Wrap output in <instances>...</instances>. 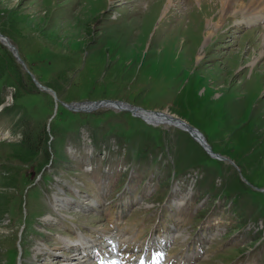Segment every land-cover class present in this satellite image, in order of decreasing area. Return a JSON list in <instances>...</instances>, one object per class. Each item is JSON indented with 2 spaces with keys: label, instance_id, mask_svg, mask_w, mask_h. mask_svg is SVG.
Masks as SVG:
<instances>
[{
  "label": "rangeland",
  "instance_id": "rangeland-1",
  "mask_svg": "<svg viewBox=\"0 0 264 264\" xmlns=\"http://www.w3.org/2000/svg\"><path fill=\"white\" fill-rule=\"evenodd\" d=\"M263 1L0 0V264H264Z\"/></svg>",
  "mask_w": 264,
  "mask_h": 264
},
{
  "label": "bare ground",
  "instance_id": "bare-ground-1",
  "mask_svg": "<svg viewBox=\"0 0 264 264\" xmlns=\"http://www.w3.org/2000/svg\"><path fill=\"white\" fill-rule=\"evenodd\" d=\"M153 1L154 0H152V2H151V4L153 3ZM219 1H221V4L223 5V6H231V5H234V4H236V2H237V0H219ZM238 1H240V0H238ZM260 0H255L254 2H253V0H249V6H251L253 3H255V2H259ZM261 5L262 6H264V1L261 3ZM256 8H258V7H256ZM255 8V9H256ZM259 21H261V22H264V16L262 17V18H260V20ZM0 42L5 46L6 44H7V42H5L1 37H0ZM7 47V46H6ZM40 85V84H39ZM37 86V85H36ZM42 86V85H41ZM41 86H37L38 87V89H40V90H42L43 92H48V91H44L43 89H42V87ZM117 107V109H119V110H122V111H125V110H129L130 112H133L134 114L136 113L137 114V116L138 117H140V118H142V119H145L146 121H149V122H153L154 123V126L156 125H158L159 123H164L165 125H168V126H172V127H176V128H178V129H180V130H182V131H184V132H186V133H188L192 138H194V140H197L204 148L206 147V144L204 143V140H203V137L202 136H200L199 134H198V131L197 130H195L193 127H191L190 125H188L186 122H182V121H180L181 119H177L175 116H172V115H169V114H167L166 112H163L162 114L161 113H152V112H147V111H141V110H136V109H134L133 107H129V106H127V105H122V103H114V104H112V102H106L105 103V105L103 104V105H97V104H93V103H89V104H82V105H79V106H76V108L78 109V110H83V109H86V110H93L94 109V107L95 108H97V107H108V108H114V109H116V107ZM70 109V108H69ZM70 110H72V109H70ZM73 111V110H72ZM202 147V148H203ZM203 148V149H204ZM206 152V151H205ZM109 244L108 245H112V243H111V241L110 242H108ZM92 244H94V243H92ZM109 246V247H110ZM99 247V246H98ZM80 248V250L79 251H81L82 253H75L74 254V257H75V261H80L82 258H83V256H84V254L85 253H83V252H88V251H90V250H92V249H94L95 250V246H92L88 241L87 242H82L81 243V247H79ZM114 248V247H113ZM70 249V248H69ZM98 250V249H97ZM69 253H70V251H68ZM19 256H21V255H19ZM86 256V255H85ZM80 257V258H79ZM102 260H105L104 258H101ZM73 260V261H74ZM55 261V260H54ZM57 261V260H56ZM64 263H66V262H64ZM80 263H81V261H80ZM159 263V257L158 256H153L150 260H149V262H148V264H158ZM58 264V263H57ZM103 264H112V262H110V261H105ZM115 264V263H114Z\"/></svg>",
  "mask_w": 264,
  "mask_h": 264
},
{
  "label": "trees",
  "instance_id": "trees-1",
  "mask_svg": "<svg viewBox=\"0 0 264 264\" xmlns=\"http://www.w3.org/2000/svg\"><path fill=\"white\" fill-rule=\"evenodd\" d=\"M1 79L4 80L3 84L9 85V87H13L15 90L17 89L18 92L23 93V91H25L20 90L19 86L21 85V74L14 58L5 49L2 50L0 46V80ZM14 98H16L15 94ZM1 103L2 102H0V105ZM23 147L25 148H19L18 151L14 152V158L23 163H28L33 161L38 156V147L35 143L25 141L23 143ZM39 166H42V163Z\"/></svg>",
  "mask_w": 264,
  "mask_h": 264
},
{
  "label": "water",
  "instance_id": "water-1",
  "mask_svg": "<svg viewBox=\"0 0 264 264\" xmlns=\"http://www.w3.org/2000/svg\"><path fill=\"white\" fill-rule=\"evenodd\" d=\"M0 37L5 41V42H7V44L5 45V47L10 51V53L12 54V56H13V58L16 60V62L18 63V64H20L22 67H23V69L26 71V73L27 74H29L30 75V73L27 71V69L25 68V64H24V62H23V60L20 58V56L18 55V52H17V50H16V48L14 47V45L9 41V39L6 37V36H4L2 33H0ZM31 76V75H30ZM33 81L35 82V84L37 85V86H41V85H39L34 79H33ZM42 87V89L44 90V91H48V92H51V90L49 89V88H47V87H44V86H41ZM180 121H182V122H184L183 120H180ZM196 130V129H195ZM198 134L200 135V136H202L201 135V133H199L198 132ZM204 143H205V141H204ZM206 144V143H205ZM202 146V145H201ZM203 147V146H202ZM204 148V147H203ZM204 150L206 151V153L210 156V157H212V158H215V159H218V160H222L223 158L221 157V156H219V155H217V154H215V153H213L212 151H211V149H210V147L206 144V147L204 148Z\"/></svg>",
  "mask_w": 264,
  "mask_h": 264
}]
</instances>
